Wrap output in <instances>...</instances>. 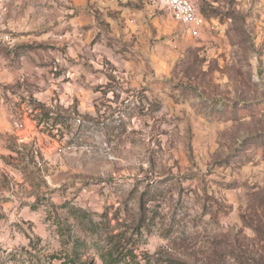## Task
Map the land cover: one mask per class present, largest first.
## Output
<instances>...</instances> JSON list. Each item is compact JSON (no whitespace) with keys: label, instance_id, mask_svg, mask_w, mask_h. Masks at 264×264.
<instances>
[{"label":"rangeland","instance_id":"obj_1","mask_svg":"<svg viewBox=\"0 0 264 264\" xmlns=\"http://www.w3.org/2000/svg\"><path fill=\"white\" fill-rule=\"evenodd\" d=\"M4 5L0 264H264V0Z\"/></svg>","mask_w":264,"mask_h":264},{"label":"built area","instance_id":"obj_2","mask_svg":"<svg viewBox=\"0 0 264 264\" xmlns=\"http://www.w3.org/2000/svg\"><path fill=\"white\" fill-rule=\"evenodd\" d=\"M202 1L209 0H161L162 4L167 8L172 18L178 23L185 26L191 37H199L204 20L201 15L199 4ZM5 0H0V26L3 22ZM2 39L0 37V43Z\"/></svg>","mask_w":264,"mask_h":264},{"label":"trees","instance_id":"obj_3","mask_svg":"<svg viewBox=\"0 0 264 264\" xmlns=\"http://www.w3.org/2000/svg\"><path fill=\"white\" fill-rule=\"evenodd\" d=\"M116 237H117V235H114V236H110L108 239L113 240ZM101 260H102L103 264H120V261H121V260L117 259V257H114L111 252H107L106 254L102 255ZM68 264H88V263H86V262L80 263V262H77L76 258H73L72 260H70L68 262Z\"/></svg>","mask_w":264,"mask_h":264}]
</instances>
